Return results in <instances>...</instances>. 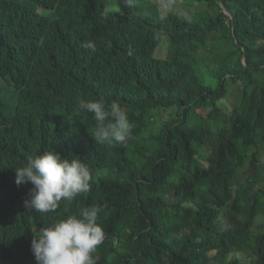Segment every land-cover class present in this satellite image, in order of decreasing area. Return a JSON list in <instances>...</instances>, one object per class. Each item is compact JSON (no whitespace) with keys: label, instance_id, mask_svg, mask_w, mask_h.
<instances>
[{"label":"trees","instance_id":"trees-1","mask_svg":"<svg viewBox=\"0 0 264 264\" xmlns=\"http://www.w3.org/2000/svg\"><path fill=\"white\" fill-rule=\"evenodd\" d=\"M176 1L161 18L154 0H0V264H32V225L92 206L98 264H210L209 248L264 264V0ZM78 98L119 103L129 139L96 142ZM159 107L178 111L152 122ZM51 150L88 166L90 190L20 209L15 168Z\"/></svg>","mask_w":264,"mask_h":264},{"label":"clouds","instance_id":"clouds-1","mask_svg":"<svg viewBox=\"0 0 264 264\" xmlns=\"http://www.w3.org/2000/svg\"><path fill=\"white\" fill-rule=\"evenodd\" d=\"M166 2V1H165ZM94 49V44L84 45ZM79 109L92 114L96 122L94 139L98 143H124L131 133V124L119 103L106 105L101 99L78 98ZM170 110V118L162 119L161 111ZM177 107H159L152 122H168L177 114ZM211 109H209V112ZM207 112V113H209ZM146 144L150 141L145 139ZM91 173L79 158H62L53 150L27 158L23 166L15 168V184L25 188L16 199L20 209L39 215L56 213L64 203L90 190ZM31 210V211H30ZM99 208L82 207L78 214L57 218L49 224H34L22 235V246L32 264H98V256H92L105 240L103 228L97 223ZM257 214H263L259 212ZM204 245H202L203 247ZM215 248L205 250V255ZM210 256V255H209ZM216 251L209 263L222 264ZM2 264H11L8 261ZM227 264V263H226Z\"/></svg>","mask_w":264,"mask_h":264},{"label":"rangeland","instance_id":"rangeland-1","mask_svg":"<svg viewBox=\"0 0 264 264\" xmlns=\"http://www.w3.org/2000/svg\"><path fill=\"white\" fill-rule=\"evenodd\" d=\"M155 2H157V5L154 9H151L150 12L158 17H163L165 16L168 12H181L184 7L181 6L180 3H178L176 0H169L168 2H164V1H159V0H154ZM194 10H196V7L193 6L192 7ZM167 54V43H163V45H161L158 48L157 51V57L158 58H165ZM0 88H3L5 90H12V83L8 84L6 81H4L1 77H0ZM231 105V104H230ZM170 110L168 111H161L162 114V119L167 120L170 118ZM202 152L204 154L209 153V150H207L206 147L202 148ZM219 225L222 227H225L227 225V220L226 218L221 215L219 217ZM216 251H210L209 255L211 257H213L215 255ZM237 257L240 258L244 263L246 264H252L251 258L248 256V254L246 252H239L237 253ZM212 264H215L213 261L211 262Z\"/></svg>","mask_w":264,"mask_h":264}]
</instances>
